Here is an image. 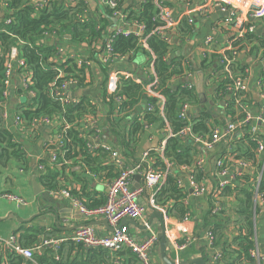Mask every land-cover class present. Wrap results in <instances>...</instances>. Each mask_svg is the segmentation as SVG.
Returning <instances> with one entry per match:
<instances>
[{"label":"crops","instance_id":"crops-1","mask_svg":"<svg viewBox=\"0 0 264 264\" xmlns=\"http://www.w3.org/2000/svg\"><path fill=\"white\" fill-rule=\"evenodd\" d=\"M45 0H35V3H43ZM67 6H75L80 0H58ZM87 5L88 18H95L98 21L102 18H108V26L121 25V20L106 15L104 0H82ZM176 17H192L194 22L188 23L192 27L191 32L183 34L180 26L177 33L174 32L172 41V53L176 56H183L186 65L193 72L192 81L188 78L176 79L175 83H181L182 86L192 82L197 88L199 81V72L203 73V94L201 95V104L198 107L209 117L207 124L211 129L218 128L221 134L227 131L232 123H239L250 113L254 116L248 124L238 127L235 131L236 136H240V130H246L251 138L259 140L264 145V99L256 88V83L262 80L264 83V20L253 21L254 32L248 34L245 38L236 42L237 56L235 58V74H239L246 69L250 70L249 92L244 94L241 103H235L234 96L229 93L225 85L227 83L226 75L221 72V68L215 62L217 69L207 67L213 62L212 53L205 52L207 49L206 40L211 38V48L221 50L225 48L235 33H240L244 28V23L239 27L233 28L231 25H225L229 18L227 12H222L214 8L212 2L208 0H165ZM140 0H126L124 9L130 7H139ZM203 8L202 10H199ZM8 4L0 0V21L7 16ZM125 12V11H124ZM83 19L85 16L82 15ZM135 32L136 28H129ZM71 36L66 35L62 40H50L53 46H56V54L59 62L61 59L69 56H78L87 58L94 64L89 86L75 88L71 90L70 96L73 99H84L92 102V111H88L83 117L81 126L76 130L80 136L88 140L90 144H104L116 152L125 167H134L141 165L143 169L155 167L164 172L163 187L170 176H176L178 181H182L180 187L185 194L183 205L187 210L188 220L184 218L172 217L165 221L167 248L165 259L174 264L196 260L205 256L208 258V241L206 232L215 231L217 242L216 251L221 255L217 264H243V256L230 257L228 253L240 249V238L247 234L246 222L242 220L237 209H241L243 196L239 194L238 189L245 184L252 186L254 199V216L251 218L253 223V243L263 256L261 264H264V207L260 206V199L257 193V186L260 184L264 170V150L260 153L256 149L255 162L247 161L248 168H242L240 160L232 155L231 150L226 151L222 157L228 162V172L226 176L220 178L217 173L216 162L218 156L225 149H229L233 138H225L218 142L213 149H207L202 142L196 141L192 135L182 139L187 146L193 149V165L177 166L166 158V146L168 140L173 138L174 131L166 120L165 103L166 99L159 94H151L156 99V109L158 117H151L145 120V115L149 113L147 102L140 103L134 110L130 111V116L125 121L117 122L114 115L113 105L109 104L106 96L114 89L124 75L135 76L141 79L151 74L150 65L145 62L140 63L137 56H125L123 60L115 59L108 67L99 60L101 52L100 45L95 40L91 45L86 43L73 45ZM205 67V68H204ZM155 75V71H154ZM30 76L26 70H20L14 65V73L11 82L10 96L5 105L0 109V130H7L13 135V144H19L23 151L20 159L10 158L5 163H0V238H9L17 234L21 244L25 248H36L43 246L48 240H61L73 236L74 232L83 226H92L100 236H106L112 233L105 225L101 223L102 219H84L75 211L69 198H64L58 191H50L43 186L39 178L43 175L55 177L60 183V189H66L71 194L83 197L90 203L97 200L107 199L109 184L118 176L120 168L115 164L111 153L106 151L91 152V158L86 161V157L81 153L76 158H60L57 162H51V147L57 144L61 137V130L66 123L63 115L52 116V123L48 127H31L30 122H25L23 127H16L14 118L17 114L21 115V108H27V103L33 97L24 89V81ZM186 77V76H185ZM132 80L131 78H128ZM175 79V78H174ZM20 90L23 93H20ZM148 91L149 88L146 87ZM197 90V89H196ZM232 102L233 108L228 112L229 105ZM164 105V114L161 108ZM191 105L188 112L189 124L192 126L191 115L197 113L195 105ZM4 112L8 117L4 118ZM126 113L123 114V116ZM262 116L263 119H257ZM90 122H96L100 128L97 138L89 128ZM71 126V125H70ZM140 129L136 130L135 127ZM71 129V127H70ZM194 134V133H193ZM195 135V134H194ZM63 141V137H61ZM225 146V148H224ZM217 154H219L217 156ZM88 156V155H87ZM90 157V156H89ZM201 165H199V163ZM163 163L164 168L158 166ZM43 166L44 171L39 170ZM109 171H111L109 173ZM196 174L199 182H203L209 189L208 193L199 197L191 196V187L189 177L192 173ZM203 177L199 178V174ZM247 175V176H244ZM139 176V175H138ZM36 181L41 192L37 195L34 192L33 182ZM142 179L140 178V184ZM227 181L223 187L224 190L217 198L213 192L221 186L222 182ZM134 186H137L135 177ZM179 187V186H178ZM61 189V190H62ZM228 189L230 192L226 195L224 192ZM3 194H10L22 200V203L8 200L2 197ZM152 194L146 193L141 202L147 206L144 220H134L136 223L122 222L119 226L126 229L135 240L143 241L148 236V230L144 227V221L152 225L154 231L158 233V244L152 250V256L155 264H167L162 258L160 239L163 232L161 220L148 206V199ZM158 202V198H157ZM159 203V202H158ZM173 206V201L168 203ZM256 204L261 208L256 211ZM219 209L215 212L216 209ZM176 214V212H175ZM242 222V223H241ZM187 233L196 237V241L190 244L187 249L177 251L174 249L172 241L174 238L183 239V234ZM70 240L61 244L59 256L61 260L83 256L89 264H138L136 256L129 250L123 249L118 252L100 251V249H86L84 252L71 248ZM75 244L74 242H72ZM77 251V252H76ZM90 251V252H89ZM227 252V253H226ZM35 262L29 261L21 256L20 264H40L39 259L52 258V249L50 246H44L41 254L36 253ZM225 256V258L223 257ZM8 255L0 251V264H10ZM51 260V259H50ZM60 260V261H61ZM79 260V259H78ZM208 264V263H207ZM256 264V263H255Z\"/></svg>","mask_w":264,"mask_h":264},{"label":"trees","instance_id":"trees-1","mask_svg":"<svg viewBox=\"0 0 264 264\" xmlns=\"http://www.w3.org/2000/svg\"><path fill=\"white\" fill-rule=\"evenodd\" d=\"M4 1L8 4V12L5 19L0 22V102L4 101L3 90L6 60L10 49L13 46H18L20 53L27 62V68L25 70L32 77V86L30 90L35 95L30 98L26 109L22 107L21 110H19L21 111L20 114L23 120L29 123L37 116L46 115L52 117L59 114L63 115L66 121L71 125V129L66 130L63 127L61 130V137H63L65 147V150H62L65 151L62 158H76L81 153L86 157V161L89 160L91 158V154L87 151L89 141L86 139L84 140L76 128L81 126L85 114L88 111H92V106L88 100L84 98L81 99L80 104L70 105L64 108L59 102L50 98V84L56 79L57 71L55 65L49 61V58L56 55V46H53L50 40L44 37L43 33L46 30L56 31L60 40L66 35H70L73 45L82 43L91 45L95 40H102L104 34L103 30H105L109 24L108 18H101L99 21L93 17L88 18L86 13L87 5L82 0L78 1L75 6H67L58 0H50L43 8L30 5L26 0ZM115 1L118 4L117 9L119 11L122 10L128 13V22H144L150 32L159 26V23L155 21L158 10L153 0H143L139 4V7H130L127 9L123 8L126 0ZM105 10L106 15L112 18L114 11L109 8ZM82 15L85 16L84 22L80 20ZM7 20L11 22L7 23ZM191 30L192 27H190L188 19L182 20L180 31L183 34H187L191 32ZM148 46L150 49L149 52L145 48L139 46L134 36H119L114 44V50L115 53L120 56H127L130 52H134V56L142 54L146 57V64L148 65H150L153 60L152 54L155 56L154 64L157 80L152 90L166 99L165 116L174 134H177L189 124V119L186 121L179 119L181 108L185 103L195 105V108H197V113L191 115L192 133L204 136L210 134L211 129L207 124L209 117L204 114L205 111H201L198 108L201 104V95L196 90L197 88L194 87V89L190 90L182 86L181 83L174 82L176 79L186 78L185 74L188 68L184 65L185 59L183 56H176L172 53V45L165 43L157 36H152L148 40ZM212 57L213 62L207 67H212V69L215 70L217 66L215 67L214 65L218 56L213 55ZM240 68L237 67V69L242 71L243 69ZM65 75L66 77L75 76L79 80V86H85L87 77L84 74V70L77 69L75 65L70 62L65 69ZM148 76L149 75L145 73L146 78L143 79V84L149 83L147 79ZM230 83L231 82L227 79L225 85L226 90ZM20 93L23 92L20 90ZM112 94L122 95L128 99L126 104H124V113L126 114L116 118L119 125L128 119L127 117L131 114L130 111L134 110L140 103L147 102L156 105V99L149 94L143 85L137 84L129 79L119 80L112 93L107 94L106 100L111 105ZM230 103L228 112H231L233 108V103ZM154 115L158 117L157 109L152 113L146 114L145 120L148 121L151 117H155ZM135 129L139 130L140 127L136 126ZM240 132V136L235 135L236 137L231 140L229 149H225L221 155L217 154V156L219 155L218 159L222 157L226 151L231 150L232 155L237 159L255 162L257 143L246 130L242 129ZM12 140L13 135L9 131L5 129L0 130V163H5L12 157L20 159L23 156V151L20 149L19 144H13ZM50 149L52 151L59 150L56 145L52 146ZM193 154V149L182 142L180 137L176 136L168 140L166 158L177 166H192L194 162ZM158 166L164 168L163 163H159ZM110 172L111 171H109V173ZM198 177H203V174H199ZM39 181L52 192L62 189H60V183L55 177L42 174ZM182 190V188L178 187L177 177L170 176L167 178L166 185L158 195V202L161 204H168L173 201V206H170L171 217L184 218L188 214V210L183 206L185 205V194ZM225 191L224 194L226 195L230 192L228 189ZM238 192L243 196L240 200L243 206L241 209L238 208L236 213L240 214L242 220L246 222L247 234L243 238H240L241 247L239 251L233 250L228 253V256L238 258L243 256L242 258L247 260L243 264H255L250 257V251L254 248L252 239L254 227L251 218L254 216L255 206L252 186L245 184L238 189ZM259 193H264V170L259 184ZM81 199H83V197ZM83 200L85 202V199ZM104 203V200H97L92 203L89 201L85 202L88 207H98ZM260 210L261 208L256 204V211L260 212ZM213 233L215 235V231ZM68 243L71 244V248L73 249L80 250L81 252L85 250L83 245L73 244L72 242ZM100 251L107 252V250L104 249H100ZM44 257L39 259L40 264H89L87 260L83 259V256L66 260L62 259L61 261H56L53 254L51 255V260ZM223 257L225 258V256ZM21 261L22 258L19 256L14 255L9 257L10 264H20Z\"/></svg>","mask_w":264,"mask_h":264},{"label":"built area","instance_id":"built-area-1","mask_svg":"<svg viewBox=\"0 0 264 264\" xmlns=\"http://www.w3.org/2000/svg\"><path fill=\"white\" fill-rule=\"evenodd\" d=\"M28 4L33 5L37 8H43L50 0H45L43 3H35V0H26ZM143 0H140V3ZM213 3V7L221 10L222 12H227L229 18L225 21V25H231L233 28L239 27L244 23V28L241 29L240 33H235L230 40L229 44L221 49L214 50L210 47L212 44V39L208 38L206 40V45L208 46L205 52L212 53V55H217V64L221 68L227 79L231 82L227 86V91L234 96L235 103L240 104L243 95L249 92V83H250V70L246 69L239 74H235L236 64L235 58L237 56L236 42L239 39L245 38L248 34L254 32L253 21L264 20V0H208ZM155 4L158 15L155 21L159 23V26L152 30H148L147 25L144 22L135 21L130 23L127 20L128 13L122 10L117 9V2L115 0H104V7L109 8L114 11L113 17H116L121 20V25H113L106 27L103 30L104 34L102 40H97L100 45L101 52L99 55V60L103 65L109 66L112 62L117 60H123L125 56H120L115 53L114 44L119 36H134L140 47L145 48L148 52L150 51L148 46V40L152 36H157L160 40H163L165 43L172 45L174 40V32L177 33L182 20L186 19V16L176 17L171 8L166 4L165 0H153ZM200 8L199 10H202ZM87 13V12H86ZM187 19L189 23L192 24L194 20L192 17L188 16ZM81 22H84L83 17H80ZM1 22V21H0ZM10 20H7V23H10ZM129 28H136V31L133 32ZM45 38L52 40L53 42L59 39L58 33L56 31L46 30L43 33ZM152 54V52H151ZM134 55V52H130L127 56ZM58 54L49 58V61L55 65L57 71L56 79L50 84L49 96L56 102H59L62 107H67L70 105H78L81 103V99H73L70 96L72 88H83L89 86V81L93 71L95 70L94 64L90 62L87 58L83 59L78 56H69L68 58L59 59L57 58ZM153 60L150 63L151 74L147 77L149 83L143 84V79L135 76L124 75L119 80H124L131 78L137 84L143 85L146 89L149 88L148 92L152 94H157L152 90V87L156 84V75H154L155 56L152 54ZM75 65L79 70H84V74L87 77L85 86H79V80L75 76L66 77L65 69L68 67V63ZM14 65H17L21 70L27 68V62L25 58L19 51L18 46H13L10 49L6 60V68L4 71V90L3 98L4 101L0 102V106L5 105L6 100L10 96V88L12 77L14 73ZM184 65L187 67L186 62ZM188 68V67H187ZM186 78L192 81L193 72L190 68L185 74ZM32 86V77L28 76L24 81V89L27 90L31 96H35L34 93L30 90ZM116 85L114 86L115 89ZM186 88L192 90L195 85L190 82L185 85ZM257 90L261 93V97L264 99V83L262 80L257 81L256 83ZM113 89V90H114ZM112 90V91H113ZM109 92L108 94L112 93ZM243 94V95H242ZM151 95V94H150ZM111 101L116 117H122L124 114V104L127 102V98L122 95H111ZM242 97V98H241ZM92 106V102H89ZM149 113H152L156 110V106L153 103H147ZM191 106L188 103H185L180 111L179 119L188 120V112ZM162 114H164V105L161 108ZM8 114L4 112V118L6 119ZM53 117L42 115L33 118L30 122L31 127L43 126L48 127L52 123ZM254 116L250 113H246V116L239 123H232L228 126L227 131L221 134L218 128L213 129L211 135L207 138L202 136L194 135L191 130L190 124L185 128L179 131L177 134H173L174 137H180L181 139L192 135L193 138L202 142L207 149H213L218 142H221L223 139L233 138L235 136V131L238 127L245 126L248 124ZM257 119H263L262 116ZM16 127H23L25 121L22 118V115L17 114L14 118ZM264 122V121H263ZM66 130H70V124L66 121L63 126ZM90 130L94 133L95 139L100 133V128L96 122L89 123ZM257 143V151L260 153L264 150V145L259 140L255 139ZM59 149L58 151H51V162L55 163L60 158H62L65 151L64 142L61 137L60 140L55 144ZM88 150L91 152L106 151L111 153V157L115 160V164L120 168L118 176L109 184V191L107 194L106 202L98 207H88L84 200L71 194L68 190L62 189L58 192L61 193L64 198H69L72 208L77 211L84 219H102L106 220L111 227L114 228V232L109 233L106 236H100L97 234L95 229L92 226L86 225L78 228L72 237L61 240H48L46 243L36 248H25L18 237L17 234L10 236L9 238H0V251L8 256H21L29 261L35 262V255L41 254L44 246H50L52 249V254L56 261H60L61 257L59 256V251L61 244L70 240L78 245H83L87 249H104L110 252H118L123 249H129L137 258L138 264H155L152 250L158 244L159 236L156 231L152 228V225L147 221H144V227L148 230V236L141 242H138L133 238V236L127 232L126 229L118 228L120 223L125 219L130 220H144L145 213L147 211V206L141 202L142 197L146 193L152 194L148 199V206L153 211L160 212L164 218V222L171 220L170 215V206L169 204H161L157 202L158 195L160 194L163 188L164 172L159 171L155 167H148L143 169L141 165L134 167H125L124 161L121 160L118 154L111 150V148L104 144H90L87 146ZM202 162L199 163L201 165ZM228 162L226 158L220 157L216 162L217 173L220 178L226 176L228 172L227 165ZM240 166L242 168H248L249 163L247 161H240ZM43 166H39L40 171H44ZM140 176L142 179L139 187L134 186L133 178ZM189 184L191 187V196L199 197L200 195L208 193L209 189L205 186L203 182H199L196 178L195 172L192 173L189 177ZM227 184V181L222 182L214 192L215 197H219L221 192L224 190V186ZM178 186L182 187V181H178ZM257 193L260 199V206L264 207V193H259V185L257 186ZM53 193V192H52ZM3 198L22 203V200L18 197L10 194H3ZM219 209L217 208L215 212ZM264 213V209H263ZM185 220H188V216L185 217ZM183 239L174 238L172 241L175 250L183 251L188 248L190 244H193L196 241V237L188 235L187 233L183 234ZM206 239L208 241L207 250L209 251L208 255V264H217L221 258V255L216 251V237L212 230L206 232ZM250 257L256 264H261L263 256L257 248H253L250 251Z\"/></svg>","mask_w":264,"mask_h":264},{"label":"water","instance_id":"water-1","mask_svg":"<svg viewBox=\"0 0 264 264\" xmlns=\"http://www.w3.org/2000/svg\"><path fill=\"white\" fill-rule=\"evenodd\" d=\"M203 77H204L203 73L199 72V81H198V85H197V91L199 93H201V94H203V91H204V88H203ZM135 179H136V181L138 183L136 187H139V185H140V176H136ZM33 187H34L35 194L38 195L41 192V189L39 188V186L36 183V181L33 182ZM154 214H156L158 216V218L161 220V223H162V226H163V232H162L161 239H160V247H161V252H162V258L164 260H166L165 256H166V248H167L168 243H167V237H166V228H165V224H164V218H163V216H162V214L160 212L155 211ZM124 222L136 223V221L130 220V219L123 220L122 224ZM96 223H101V224L105 225L108 229H110L112 232H114V228L111 227L106 220H103L101 222H96ZM120 227L121 226H119L118 228H120ZM97 234H98V232H97ZM207 262H208V258L206 259V257L203 255L199 259L186 261V262H181L180 264H207ZM166 263L167 264H174L172 262H169L168 260H166Z\"/></svg>","mask_w":264,"mask_h":264},{"label":"rangeland","instance_id":"rangeland-1","mask_svg":"<svg viewBox=\"0 0 264 264\" xmlns=\"http://www.w3.org/2000/svg\"><path fill=\"white\" fill-rule=\"evenodd\" d=\"M137 58H138V61L140 62V63H142V62H145V56L144 55H139V56H137Z\"/></svg>","mask_w":264,"mask_h":264}]
</instances>
